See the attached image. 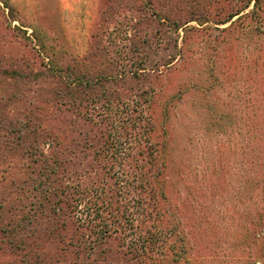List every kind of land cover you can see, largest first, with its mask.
<instances>
[{"label":"rangeland","instance_id":"rangeland-1","mask_svg":"<svg viewBox=\"0 0 264 264\" xmlns=\"http://www.w3.org/2000/svg\"><path fill=\"white\" fill-rule=\"evenodd\" d=\"M256 5L0 0V161L8 166L0 165V264L147 262L129 252L133 234L112 233L101 237L107 250L77 253L74 244L93 237L79 218L81 203L70 200L76 207L64 215L65 194L70 185L74 196L83 180L88 191L107 186L111 205L129 207L156 173L167 177L162 208L175 233L159 237L158 254L167 258L170 241L180 254L169 264L259 263L252 226L230 223L247 165L239 161L243 124L264 110V36L254 19L264 15V0ZM74 71L102 78L90 92L72 91ZM29 145L37 151L26 153ZM52 186L60 192L47 203ZM23 218L32 226L18 236L29 231L32 259L7 244L11 221Z\"/></svg>","mask_w":264,"mask_h":264},{"label":"trees","instance_id":"trees-1","mask_svg":"<svg viewBox=\"0 0 264 264\" xmlns=\"http://www.w3.org/2000/svg\"><path fill=\"white\" fill-rule=\"evenodd\" d=\"M255 3H257L256 10H260L261 6L258 5V0H255ZM240 12L241 11L235 14L238 15ZM232 16L227 20H230ZM240 17L241 15H238L237 19ZM254 19H256V35L258 37L264 36V15L257 13ZM254 19H252V22ZM230 24H232V22H230ZM171 62H167L165 65ZM70 73L71 76L66 84L72 91L78 88L79 90L85 88V91L90 92L102 78L100 74H94V76H87L86 79L82 80V75L78 74L76 71ZM143 92L153 100L154 91L148 89ZM148 97L146 100H148ZM258 111H261L260 108ZM255 113L254 111L252 114L253 120H251L250 124H243V134L241 133V144L239 146V156L241 160L239 161L243 165H247L244 166L239 176L237 202L240 208L237 211L238 219L231 217L230 223L232 224L235 222L237 227L241 226L244 231H247L250 225L252 226L254 231L253 240L259 246V254H256V261L259 262L257 264H264V110L258 112L256 118H254ZM245 117L246 114L243 113L241 118L245 119ZM15 130L17 134L19 129L17 128ZM35 130L36 128H32L31 131L34 132ZM33 147L34 146L29 145L27 146V150L25 149L24 151L26 153H28V151L36 152L37 146L34 147V149ZM243 158H245V162L242 161ZM3 163L4 162L0 161V165H3L5 168L4 170H8V166ZM24 168H27V165H25ZM51 168L53 172L56 171L55 167ZM79 177L81 180L83 172ZM146 179L145 184H142V196L135 199L131 198V202L128 204L129 207L126 206L127 203L125 202H118L119 204L117 205H111L109 201L110 196H106V192L108 191V189H106L107 186L103 190L102 188L97 189V186L93 183L95 185L94 188L89 187L88 191L85 189L86 184L82 180L76 185L78 190H75L74 196H70L72 187L70 185L67 186V194H65V204H67V208L65 209L64 215L67 216L70 212V208L74 205L70 200L76 202V206L78 203H81L82 207L80 211H78L80 214L79 218L83 219V225L92 233L93 237L92 240H90L92 244L87 245L81 241L76 242L74 247L77 248V253L85 251L86 249L91 251L92 254H95L97 249L100 251L107 250V240L101 237L105 236L109 238L112 233H123V236L134 235L133 240L130 241L131 245L128 247L130 250L129 252L136 256L137 259L146 258L147 262L143 260L142 264H163L164 261L169 264L172 259L175 261L178 260V255L180 254L177 255L173 252L175 246L174 241L167 243L166 259L164 256L165 254H158V250L162 247L159 237L169 235V237L171 236L170 239L173 240V234H175L172 232L171 226H169L170 214L167 213L166 209L162 208L165 202L170 201L168 186H166L167 177L162 175V173H156L147 175ZM47 190L45 189L47 194L43 196V201L47 203L51 200L50 196L60 192V188H55V186L51 187L49 194ZM102 193L104 197H101ZM118 201L122 200L119 199ZM170 204H172V202ZM3 205L4 203L0 202V209L5 210ZM133 206L138 207L136 209L137 211H133L130 208ZM16 209L15 207V210ZM136 214H139V217L136 218ZM222 217L226 219L230 216L226 214ZM240 218H243V221H240ZM31 223V220L27 218H23V220L20 219L18 222L12 220V226L8 229L9 236L7 241L9 248L13 247L16 252L22 250L21 252H23V255L28 256L29 259H32L34 256L30 253L31 251H29L30 245H28L27 241L24 239L29 231L26 235L22 234V237L18 236V232L23 231V233H25L26 229L32 226ZM30 235L32 234L30 233ZM70 244L71 243L68 241L63 247L65 253L68 252L67 248ZM101 244L105 245V247L102 248Z\"/></svg>","mask_w":264,"mask_h":264}]
</instances>
